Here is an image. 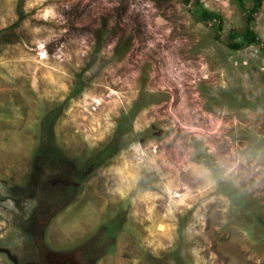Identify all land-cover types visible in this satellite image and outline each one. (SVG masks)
<instances>
[{
    "label": "rangeland",
    "instance_id": "1",
    "mask_svg": "<svg viewBox=\"0 0 264 264\" xmlns=\"http://www.w3.org/2000/svg\"><path fill=\"white\" fill-rule=\"evenodd\" d=\"M194 2L0 0V264H264V52L227 46L238 3L201 0L218 33Z\"/></svg>",
    "mask_w": 264,
    "mask_h": 264
},
{
    "label": "trees",
    "instance_id": "2",
    "mask_svg": "<svg viewBox=\"0 0 264 264\" xmlns=\"http://www.w3.org/2000/svg\"><path fill=\"white\" fill-rule=\"evenodd\" d=\"M158 1H162V0H158ZM184 3L186 4H190L192 1L195 3L194 4V8H193V16L195 17V19L199 22H205V23H209L212 22L213 25L218 28V33H219V29L223 28V17L220 13H217L215 11H212L210 9H208L207 7L204 6V4L201 2V0H182ZM236 3H238L241 7V9L245 12V27L242 31H233L229 34V40L227 42V46L231 49V50H242L245 49L247 47H250L252 45H258L261 47V49L264 52V43L261 40L259 34L253 29L252 27V23L255 21L256 19V14L260 11V9L263 6V2L264 0H232ZM251 2L250 5L247 4V2ZM217 37H219V35H217ZM78 89V88H77ZM80 89V87H79ZM78 90H74V95L77 94ZM46 124L48 126H45L44 128H46L45 132L48 135L50 133V131L52 130L51 128V120L52 118L48 117L46 118ZM114 144L111 143L108 146L104 147L103 150H101L100 152H98V154L93 157L90 160V166H93L95 163H101L103 161L104 158L109 157V155H111L112 152V146ZM49 147V146H48ZM58 148H55L54 151H51L49 153L52 154V156H50L52 158V163L54 162H59V160H62V157L58 155ZM54 154V156H53ZM50 155V154H49ZM70 163V162H69ZM80 173V170H73L71 168H67L66 171L62 170L61 174H59L56 178V184L54 186V189L50 188V191H48V201L51 200V198L53 197L52 195L49 194H53L56 196H62L61 199L63 202H67L69 200L72 199V194H74L73 191H77L76 186L79 183V179L81 178L80 175L78 174ZM47 179V178H46ZM45 180V179H44ZM43 182V181H42ZM44 183V182H43ZM68 191V192H67ZM52 192V193H49ZM55 193V194H54ZM68 193V194H67ZM42 202H45V198L42 199ZM40 205H41V200H40ZM40 210V214L43 215L42 219L46 217V213H47V209H41L42 207L38 206ZM58 208L54 207L52 210H49L48 212L50 213V215L53 217L56 212H57ZM41 218V216L36 214V208L34 209L33 212H31V215L29 216V219L26 220V225H27V229L26 231L28 233L31 232H37L38 228L41 226V223L39 222V219ZM110 230L112 232V228L111 226L109 227ZM35 230V231H34ZM106 235H110L109 233H107ZM28 250H30V254H28V256L30 255H34L37 254L36 257H38V249L36 248V246L33 244V242H29L28 241ZM106 252V250H105Z\"/></svg>",
    "mask_w": 264,
    "mask_h": 264
},
{
    "label": "flooded vegetation",
    "instance_id": "3",
    "mask_svg": "<svg viewBox=\"0 0 264 264\" xmlns=\"http://www.w3.org/2000/svg\"><path fill=\"white\" fill-rule=\"evenodd\" d=\"M6 251L8 252L9 256H11L10 251H9L8 249H6ZM50 255H51V256H50ZM50 255H49V253L44 254V253L41 251V248H39V249H38V257L40 258V261H41V262H38V263H39V264H40V263H41V264H45V263L49 262L48 264H51V261H49V259H51V258L53 259V262H54V261L56 262V261H57L56 259L58 258V257H56V255H58V254L51 253ZM59 255H60V254H59ZM58 261H59V259H58ZM15 262L18 263V260L15 259ZM64 264H77V263L75 262V259H73V257H66Z\"/></svg>",
    "mask_w": 264,
    "mask_h": 264
},
{
    "label": "water",
    "instance_id": "4",
    "mask_svg": "<svg viewBox=\"0 0 264 264\" xmlns=\"http://www.w3.org/2000/svg\"><path fill=\"white\" fill-rule=\"evenodd\" d=\"M56 257H58L56 260V262H53V263H51V264H64V262H65V259H66V257L67 256H65V255H56ZM58 259H59V261H58Z\"/></svg>",
    "mask_w": 264,
    "mask_h": 264
}]
</instances>
